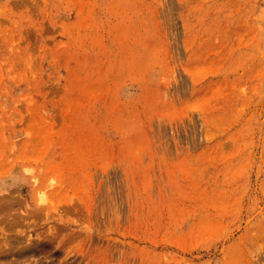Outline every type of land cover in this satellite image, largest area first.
Returning <instances> with one entry per match:
<instances>
[{"label": "rangeland", "instance_id": "1", "mask_svg": "<svg viewBox=\"0 0 264 264\" xmlns=\"http://www.w3.org/2000/svg\"><path fill=\"white\" fill-rule=\"evenodd\" d=\"M0 264H264V0H0Z\"/></svg>", "mask_w": 264, "mask_h": 264}, {"label": "bare ground", "instance_id": "2", "mask_svg": "<svg viewBox=\"0 0 264 264\" xmlns=\"http://www.w3.org/2000/svg\"><path fill=\"white\" fill-rule=\"evenodd\" d=\"M29 180H30V179H29ZM33 186H34V185H33ZM43 196H44V195H42L41 198H40L41 201H44V200H45Z\"/></svg>", "mask_w": 264, "mask_h": 264}]
</instances>
